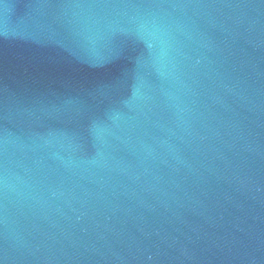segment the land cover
I'll return each mask as SVG.
<instances>
[{"label": "water", "instance_id": "obj_1", "mask_svg": "<svg viewBox=\"0 0 264 264\" xmlns=\"http://www.w3.org/2000/svg\"><path fill=\"white\" fill-rule=\"evenodd\" d=\"M0 264H264V0H0Z\"/></svg>", "mask_w": 264, "mask_h": 264}]
</instances>
